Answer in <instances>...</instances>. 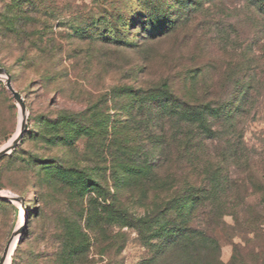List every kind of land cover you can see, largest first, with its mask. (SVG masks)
I'll return each instance as SVG.
<instances>
[{"label": "rangeland", "instance_id": "1", "mask_svg": "<svg viewBox=\"0 0 264 264\" xmlns=\"http://www.w3.org/2000/svg\"><path fill=\"white\" fill-rule=\"evenodd\" d=\"M28 1L0 0V17L15 4L27 9ZM35 2L36 34L18 39L4 35L0 28V67L25 102L27 125L16 149L0 159V192L19 197L0 207V256L8 238L22 227L8 264H137L148 250L128 227H112L110 235H101L97 242L89 237L83 256H68L77 243L65 230L64 219L73 208L54 180V157L79 156L83 140L63 151L54 145V134L44 136L51 128L47 118H54L62 109H83L86 101H95L123 79L133 84L137 77L147 76L137 72L144 55L153 77L168 65L181 64L179 70L194 67L209 80L218 81L222 73H244V69L230 67L244 53L248 58L261 57L262 66L264 11L257 0ZM176 22L173 34L148 45L142 40L144 35L160 36ZM44 75L51 80L36 81ZM0 85L1 150L15 135L23 114L3 77ZM227 87L225 83L213 93L219 91L222 97ZM251 97L253 106L243 136L253 167L243 176L254 177L246 184L242 203L217 222L214 237L220 264H264V85L253 90ZM94 167L97 169H81L87 168L89 174L104 173L103 165ZM67 225L75 228L74 223ZM119 231L124 233V243L116 237Z\"/></svg>", "mask_w": 264, "mask_h": 264}, {"label": "trees", "instance_id": "2", "mask_svg": "<svg viewBox=\"0 0 264 264\" xmlns=\"http://www.w3.org/2000/svg\"><path fill=\"white\" fill-rule=\"evenodd\" d=\"M257 1L264 11V0ZM35 4L29 0L27 9L15 4L3 12L4 35L36 34ZM177 28L176 22L160 36L142 40L152 44ZM141 59L137 72L147 76L133 84L123 79L95 101H86L83 109H62L47 118L51 128L44 136L54 134V145L63 151L83 140L79 156L54 157V180L73 208L64 219L77 243L68 256H83L89 237L97 242L112 227H128L148 250L137 264H220L217 222L242 203L254 177L243 176L253 167L243 134L251 93L264 85V64L261 57L244 53L230 66L244 73H222L215 81L194 67L179 70L181 64L153 77L147 56ZM45 80L51 76L36 79ZM225 83L224 96L213 93ZM98 165L104 173L81 169ZM5 203L0 199V207ZM116 237L125 242L123 232Z\"/></svg>", "mask_w": 264, "mask_h": 264}, {"label": "water", "instance_id": "3", "mask_svg": "<svg viewBox=\"0 0 264 264\" xmlns=\"http://www.w3.org/2000/svg\"><path fill=\"white\" fill-rule=\"evenodd\" d=\"M0 77H3L5 79V85H6L7 89L18 100V102L21 106V109H22V114H23L22 121L19 125V130L12 137L9 144H7L5 147H3L0 150V159H1L2 157H4L5 155H7L9 152H11L12 150H14L16 148V146L18 145L19 141L21 140L23 134L25 133V131L27 129V125H26V105H25V102H24L21 94L18 91H16L14 89V87L12 86L11 78L7 75V73L3 67H0ZM0 199L4 200V201H16L19 199V197H17L16 195L9 194V193H7L6 195L0 193ZM18 232H19V229H16L15 232L8 238L4 248L2 250L1 256H0V264H4L9 259L11 251H12L13 239L17 235ZM14 248H13V250H14Z\"/></svg>", "mask_w": 264, "mask_h": 264}, {"label": "bare ground", "instance_id": "4", "mask_svg": "<svg viewBox=\"0 0 264 264\" xmlns=\"http://www.w3.org/2000/svg\"><path fill=\"white\" fill-rule=\"evenodd\" d=\"M21 121H22V119H21ZM21 123V122H20ZM19 130V128L17 129V131ZM17 131H16V133H17ZM9 144V143H8ZM1 194H7V193H4V192H0ZM23 216L21 217V225H22V222H23ZM22 227H18L17 229H21ZM19 234H20V232H18V234L14 237V239H13V245H12V251H13V248L16 246V243H17V241H18V237H19ZM12 251H11V253H12ZM11 255V254H10ZM4 264H8V260L4 263Z\"/></svg>", "mask_w": 264, "mask_h": 264}]
</instances>
